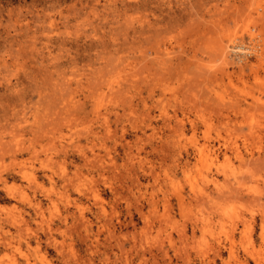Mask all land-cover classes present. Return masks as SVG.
Returning a JSON list of instances; mask_svg holds the SVG:
<instances>
[{
    "label": "rangeland",
    "instance_id": "374dc122",
    "mask_svg": "<svg viewBox=\"0 0 264 264\" xmlns=\"http://www.w3.org/2000/svg\"><path fill=\"white\" fill-rule=\"evenodd\" d=\"M13 112L28 122L3 120L6 140L65 120L22 137L49 144L37 158L0 146L21 173L15 200L0 191V264H264V0H0ZM63 172L68 192L46 178Z\"/></svg>",
    "mask_w": 264,
    "mask_h": 264
},
{
    "label": "bare ground",
    "instance_id": "6f19581e",
    "mask_svg": "<svg viewBox=\"0 0 264 264\" xmlns=\"http://www.w3.org/2000/svg\"><path fill=\"white\" fill-rule=\"evenodd\" d=\"M220 47H221L222 54H224L223 52H224L225 48L223 46H220ZM231 51L234 52L233 49H231ZM236 51H238V50H236ZM11 114L12 115L9 114L11 118L8 117L7 114H5V115L8 117V119L7 118H5V119L0 118V129H1V131H3V132L0 131L1 133H4V131L9 129L8 128L9 122L3 124L2 123L3 120L9 121V119H12V120L16 121L17 124L23 123V122L24 123L28 122V119L24 113L16 114L15 112H13ZM48 116L49 115H47V118H45L46 115H45V117L42 116L44 118L39 117V116H35L33 118L32 124L22 125L21 127L13 128L12 130L9 131V134H10V135H8L9 140L4 139L3 138L4 136L2 137V135H0V146L5 147V148L2 147L3 150L6 149V150H4L5 154L10 159L15 160L18 156L24 155V154L31 155L32 157L37 158L40 153L46 151L49 148L48 143L47 144H41L40 143L41 141H39V140H34V142H32L30 144H24V143H20V142L23 139L22 137H24L25 133H27V132H29L30 135H32L31 133L35 134L36 132H40L39 130H44V128L46 126H48L50 124L53 125L52 124L53 122H54V125H56L55 121L64 122V120H65V118L62 116H59V117L56 116V118H53L54 116L53 117L51 116L52 118H49ZM84 119H85V117L79 116V117H76L75 119H73V122H74V124H77V123L82 124L83 123L82 121ZM79 122H81V123H79ZM39 134L41 135V132ZM35 136H33V138ZM80 136L81 135H79V137ZM96 136H97V133L94 132L93 129H91L90 131H88L86 133V135H84L87 143H89V144L93 143ZM36 139H38V137ZM79 142L80 141L78 140L77 143H79ZM89 148H91L90 151L93 153L92 147H89ZM2 149H0V150H2ZM52 149H53L52 152L54 151L53 153H55L57 156H59V157L62 156L64 159H70L71 161L76 160V159H81V160L88 159V154L86 153L84 147L81 145H78V144L73 146L72 142L65 143V144L62 142L55 143V144H53ZM3 150L1 151V153L3 152ZM194 150H195L194 155H197V154L200 155V152H202L203 149L194 148ZM52 152H51V154H52ZM188 166H189V164L186 163L184 166V172L188 170ZM11 170H12L11 172L8 171V169H4V170L2 169L0 171V191L4 192V194L8 198H10L11 200H15L16 197H14L15 195H14L13 190H16V189L13 186L8 185V181H9V179H13V180L16 179L21 173H20V170L17 171L15 168H13ZM90 171L93 173L96 172L95 164H92ZM76 174H77V172H75V174H72V175H70L66 172H63V173L57 175L55 177V179L52 176H47L46 178L50 182H52L54 184H58L60 186V188L63 190V192H68L69 189H73V187H74L73 180H74V176H76ZM93 200H95V199H93ZM40 206H41L40 203L37 201H35V202L30 201L29 202V207L35 212L40 210V208H41ZM37 213H39V212H37ZM60 218H62V217H60ZM65 220H66V218H65ZM4 221H5V219H3V221H2V218H0V224H3ZM60 221L62 222V219ZM7 222L10 223L9 221H7ZM13 227H14V225H13ZM52 227L49 225L48 230L46 228L47 233H44V232L43 233L45 234L44 237L46 238V240L49 243H53V245H54L55 243L58 244V242L56 241V238L54 237L55 235H54ZM55 229H54V231L56 232L57 230H55Z\"/></svg>",
    "mask_w": 264,
    "mask_h": 264
},
{
    "label": "built area",
    "instance_id": "2783aa9c",
    "mask_svg": "<svg viewBox=\"0 0 264 264\" xmlns=\"http://www.w3.org/2000/svg\"><path fill=\"white\" fill-rule=\"evenodd\" d=\"M244 48H245V47H244ZM246 52H248V51H246ZM235 55L237 56V54H236V51H235ZM245 56H246V57H248V56H249V54H246Z\"/></svg>",
    "mask_w": 264,
    "mask_h": 264
}]
</instances>
